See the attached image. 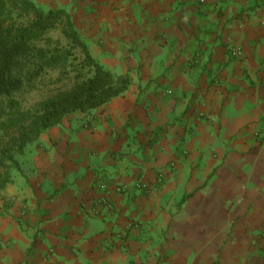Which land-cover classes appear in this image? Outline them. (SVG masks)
Here are the masks:
<instances>
[{"label": "crops", "instance_id": "0c3cea01", "mask_svg": "<svg viewBox=\"0 0 264 264\" xmlns=\"http://www.w3.org/2000/svg\"><path fill=\"white\" fill-rule=\"evenodd\" d=\"M32 1L130 85L14 155L0 264H264V0Z\"/></svg>", "mask_w": 264, "mask_h": 264}, {"label": "trees", "instance_id": "16d2710c", "mask_svg": "<svg viewBox=\"0 0 264 264\" xmlns=\"http://www.w3.org/2000/svg\"><path fill=\"white\" fill-rule=\"evenodd\" d=\"M51 33L59 37L51 39ZM72 51L80 54L74 86L22 110L16 96L33 91L41 74L64 64ZM129 85L128 77H114L90 55L62 9L43 11L32 0H0V189L17 168L14 155L45 130L70 113L105 105Z\"/></svg>", "mask_w": 264, "mask_h": 264}, {"label": "rangeland", "instance_id": "374dc122", "mask_svg": "<svg viewBox=\"0 0 264 264\" xmlns=\"http://www.w3.org/2000/svg\"><path fill=\"white\" fill-rule=\"evenodd\" d=\"M49 37L51 39H56L59 37V33H51ZM62 43H64L63 40ZM79 59V52L72 51V54L64 61V64L42 73L36 80V88L33 91L16 96L20 101L21 109L24 111L33 110L44 99L53 96L59 91L68 89L73 81H75L74 71Z\"/></svg>", "mask_w": 264, "mask_h": 264}, {"label": "built area", "instance_id": "2783aa9c", "mask_svg": "<svg viewBox=\"0 0 264 264\" xmlns=\"http://www.w3.org/2000/svg\"><path fill=\"white\" fill-rule=\"evenodd\" d=\"M229 54L233 58H240V56H241L239 50L238 49H234V48L229 50Z\"/></svg>", "mask_w": 264, "mask_h": 264}]
</instances>
